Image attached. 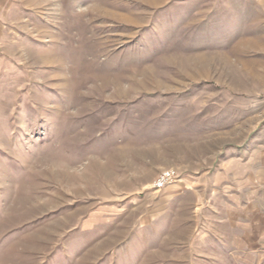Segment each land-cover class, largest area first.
<instances>
[{"label":"rangeland","instance_id":"374dc122","mask_svg":"<svg viewBox=\"0 0 264 264\" xmlns=\"http://www.w3.org/2000/svg\"><path fill=\"white\" fill-rule=\"evenodd\" d=\"M255 147L264 0H0V264H264Z\"/></svg>","mask_w":264,"mask_h":264},{"label":"crops","instance_id":"0c3cea01","mask_svg":"<svg viewBox=\"0 0 264 264\" xmlns=\"http://www.w3.org/2000/svg\"><path fill=\"white\" fill-rule=\"evenodd\" d=\"M251 156H254L253 159H251V156H249L248 160L251 161L250 164V170L252 174L249 176V178H238L237 183H238V188H236V192L240 191V196L233 195L232 200H237L239 201L241 198L243 202L247 203V206L245 207H254L258 209H263V201H262V196L257 200V195L258 193L263 192V186H264V175H263V159L259 156H262L263 151L261 149H258L257 147L253 148L251 150ZM249 161V162H250ZM256 195V196H255ZM251 205V206H250ZM254 220H250V218H246L244 216H239L237 217L233 223L236 225H247V224H255L257 222H253ZM240 227V226H238ZM239 228L237 227L233 228V232H237Z\"/></svg>","mask_w":264,"mask_h":264},{"label":"built area","instance_id":"2783aa9c","mask_svg":"<svg viewBox=\"0 0 264 264\" xmlns=\"http://www.w3.org/2000/svg\"><path fill=\"white\" fill-rule=\"evenodd\" d=\"M177 179L178 176L174 170L163 171L156 180L155 188L162 189L165 186L175 182Z\"/></svg>","mask_w":264,"mask_h":264}]
</instances>
